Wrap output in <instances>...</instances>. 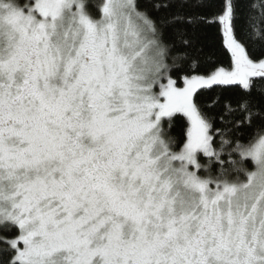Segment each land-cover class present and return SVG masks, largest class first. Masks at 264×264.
<instances>
[{
  "label": "snow or ice",
  "instance_id": "obj_1",
  "mask_svg": "<svg viewBox=\"0 0 264 264\" xmlns=\"http://www.w3.org/2000/svg\"><path fill=\"white\" fill-rule=\"evenodd\" d=\"M0 264H264V0H0Z\"/></svg>",
  "mask_w": 264,
  "mask_h": 264
},
{
  "label": "trees",
  "instance_id": "obj_2",
  "mask_svg": "<svg viewBox=\"0 0 264 264\" xmlns=\"http://www.w3.org/2000/svg\"><path fill=\"white\" fill-rule=\"evenodd\" d=\"M242 23L241 20H238L237 21V25L239 26L240 24ZM210 34L215 37V34H216V29L213 28V29H210ZM212 46L217 48L219 47V41L218 40H213V43H212ZM221 59H223V57H221ZM184 127V122H178L177 125L173 128L172 130V134L173 135H176V136H179L181 134V131H182V128Z\"/></svg>",
  "mask_w": 264,
  "mask_h": 264
}]
</instances>
